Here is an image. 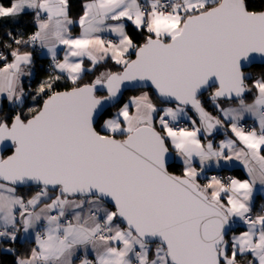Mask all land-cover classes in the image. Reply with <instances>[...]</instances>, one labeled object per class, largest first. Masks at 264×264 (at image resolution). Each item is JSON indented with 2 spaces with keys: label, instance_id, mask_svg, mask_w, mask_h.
<instances>
[{
  "label": "snow or ice",
  "instance_id": "snow-or-ice-1",
  "mask_svg": "<svg viewBox=\"0 0 264 264\" xmlns=\"http://www.w3.org/2000/svg\"><path fill=\"white\" fill-rule=\"evenodd\" d=\"M257 196L264 0H0L11 264H264Z\"/></svg>",
  "mask_w": 264,
  "mask_h": 264
},
{
  "label": "trees",
  "instance_id": "trees-1",
  "mask_svg": "<svg viewBox=\"0 0 264 264\" xmlns=\"http://www.w3.org/2000/svg\"><path fill=\"white\" fill-rule=\"evenodd\" d=\"M251 71L257 72V71H259V69L258 68H253V69H251ZM232 174L238 175V176H240V178L244 177V174H243L241 169H234ZM257 207H258V205H257ZM16 247L20 251L23 250V247H22V245L19 242L17 243ZM12 259H13V257L5 256L3 253H0V260H3L5 262V264H11Z\"/></svg>",
  "mask_w": 264,
  "mask_h": 264
},
{
  "label": "crops",
  "instance_id": "crops-1",
  "mask_svg": "<svg viewBox=\"0 0 264 264\" xmlns=\"http://www.w3.org/2000/svg\"><path fill=\"white\" fill-rule=\"evenodd\" d=\"M44 62L47 63V61H44ZM249 122H251V121H249ZM218 138H223V137H222V135H221V136L218 137ZM236 169H241L242 172H243V168H242V166H238ZM243 174H244V177H245V173H244V172H243ZM244 177H243V178H244ZM262 202H264V201H262V200L260 199V197L257 196V198H256V204L259 206V204L262 203Z\"/></svg>",
  "mask_w": 264,
  "mask_h": 264
},
{
  "label": "rangeland",
  "instance_id": "rangeland-1",
  "mask_svg": "<svg viewBox=\"0 0 264 264\" xmlns=\"http://www.w3.org/2000/svg\"><path fill=\"white\" fill-rule=\"evenodd\" d=\"M43 63L46 64L44 61H43ZM249 123H251V122H249Z\"/></svg>",
  "mask_w": 264,
  "mask_h": 264
}]
</instances>
